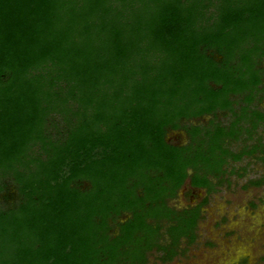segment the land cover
<instances>
[{
    "label": "trees",
    "instance_id": "1",
    "mask_svg": "<svg viewBox=\"0 0 264 264\" xmlns=\"http://www.w3.org/2000/svg\"><path fill=\"white\" fill-rule=\"evenodd\" d=\"M263 64L264 0H0V264L182 255L230 163L264 161Z\"/></svg>",
    "mask_w": 264,
    "mask_h": 264
},
{
    "label": "rangeland",
    "instance_id": "2",
    "mask_svg": "<svg viewBox=\"0 0 264 264\" xmlns=\"http://www.w3.org/2000/svg\"><path fill=\"white\" fill-rule=\"evenodd\" d=\"M264 65V64H263ZM257 108L264 110V95ZM211 116L193 120V124L206 123ZM231 116L218 114V119L227 124ZM257 138L264 146V126H260L248 141L250 145ZM167 140L173 144L183 145L187 142L184 131H172ZM243 142L232 143L231 150L239 151ZM255 156L243 157L242 160L230 163L226 177L228 183L208 196L202 207V219L198 224L196 241L186 247L182 255L171 262L159 261V254L149 256L147 264H264V161ZM262 179V185H249L252 180ZM206 193L204 190L188 192L185 185L177 197L169 202L175 209H183L199 203ZM3 202L0 197V205ZM181 248H185L182 244Z\"/></svg>",
    "mask_w": 264,
    "mask_h": 264
}]
</instances>
